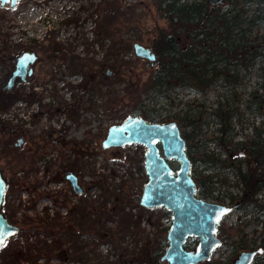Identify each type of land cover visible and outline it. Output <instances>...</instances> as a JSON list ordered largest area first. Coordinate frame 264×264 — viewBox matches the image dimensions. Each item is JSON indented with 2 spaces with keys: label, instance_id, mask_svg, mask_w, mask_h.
<instances>
[{
  "label": "rangeland",
  "instance_id": "1",
  "mask_svg": "<svg viewBox=\"0 0 264 264\" xmlns=\"http://www.w3.org/2000/svg\"><path fill=\"white\" fill-rule=\"evenodd\" d=\"M115 2L116 5L109 0H17L14 7L0 6V95L5 96L8 103L0 109V167L14 179L4 190V211L19 225V231L5 240L7 248L0 246V264H19L14 253L5 257L10 252L8 246L24 247L42 237L40 226L31 227L32 222L27 223L30 226L27 231H21L23 217L35 221L43 213L51 215L56 212L59 216L66 208L65 205L58 207L57 199L64 197L66 205L80 200V196L71 195L73 191L62 176L65 169L77 175L85 199L90 200L99 194L97 185L91 184L92 180H99L101 189L122 191L134 196L133 202L138 199L144 172L139 158H135L132 151L136 146L101 148L100 140L108 125L122 120L118 102L119 94L126 88L122 78L132 70L142 78L147 74L144 69L148 65L146 59H137L133 55L131 43L147 45L150 28L154 24L165 26V21L156 8V0ZM43 47L48 50L49 59L44 58ZM24 48L33 49L37 55L31 63L32 73L23 81L17 78L11 86L13 91L6 94L1 86L13 67L14 56ZM72 59H82L88 64L73 71ZM111 61L119 64L117 74L106 77L97 72L98 64ZM164 92L154 96L141 92L140 98L161 110H169L168 113L184 108L186 99H195L194 103L203 100L198 91L188 87H174L169 92L170 101ZM77 93L80 94L79 100L74 98ZM215 93L210 90L203 103L213 106ZM160 114L164 116L167 112L163 110ZM62 124L69 126L66 136L59 132ZM11 126L16 127L12 135L8 129ZM214 126L213 121L209 122L202 131L209 134ZM17 129L24 134L20 145H14L19 136ZM248 131L249 127L238 130L234 139ZM88 138L90 144L86 145ZM202 138L209 148L213 140H208V135ZM139 149L143 147L140 145ZM79 157L81 163H78ZM172 166L175 168L176 162ZM136 185L140 187L135 192ZM57 193L60 194L58 197ZM255 211L251 207L245 211L236 209L223 221L225 224L238 221L237 226L248 237L262 235L259 231L264 229V214L254 217L251 214ZM142 213L155 219L159 210L155 207ZM168 216L158 217L154 229L159 231L160 226L167 225ZM140 226L149 236V232L154 231L153 226L146 223ZM160 232L165 235V230ZM81 237L90 240L89 235ZM124 239L128 237L124 236ZM194 243V240L190 241L191 247ZM87 250L90 251L89 246ZM97 250L104 252L108 247L100 244ZM214 257L215 254H211L206 259ZM85 260L84 255H78L68 264H85ZM23 262L24 259L20 264ZM157 264L166 262L160 259Z\"/></svg>",
  "mask_w": 264,
  "mask_h": 264
},
{
  "label": "trees",
  "instance_id": "2",
  "mask_svg": "<svg viewBox=\"0 0 264 264\" xmlns=\"http://www.w3.org/2000/svg\"><path fill=\"white\" fill-rule=\"evenodd\" d=\"M112 2L116 5L115 0H109ZM263 3L264 0H223L218 4H210L208 0H156V8L165 26L154 24L147 35L146 44L154 52L155 62L150 66L146 60L145 78L133 70L125 74L122 80L126 88L118 100L122 119L138 112L148 120L161 121L164 119L160 114L161 108L142 101L141 92L154 96L165 91L168 101L171 99L169 92L176 86L198 91L203 100L210 90L217 92L213 106L206 105L203 100L194 103L195 99H186L184 108L167 113L165 117L176 120L180 127L186 154L194 162L190 172L196 183V192L202 197L211 196L214 178L217 177L219 185H223L228 175H232L238 189L235 195L230 191H226V195L229 199L237 198L235 209H256L252 214L254 217L264 212ZM42 52L46 55L44 58L49 59L48 50L43 47ZM76 60L70 62L73 71L81 68L82 64H88L82 59ZM125 65L123 67L128 68ZM100 66L110 70L108 74L104 72L107 77L117 74L119 64L111 61L98 64V69ZM2 92L8 94L10 91L2 89ZM1 95L0 109L7 105L5 96ZM79 95H74L75 100L80 99ZM212 121L215 126L206 134L202 127ZM245 127H249V131L242 135L243 139H234L237 131ZM206 135L208 140H213L209 148L202 138ZM133 153L137 158L139 151ZM222 153L226 154L225 157L220 156ZM233 153L242 156L236 155L237 161L233 162ZM77 160L78 163L82 161L81 157ZM139 160L142 161L141 156ZM199 164L201 167L197 168ZM13 181L9 177L8 186ZM91 184L97 185L99 194L90 200L82 196L84 192L78 194L80 200L67 210L64 219L59 218L56 212L51 215L43 213L35 221L23 217L21 231L38 225L42 237L24 247L8 246L10 252L5 257L14 253L19 264L22 259L25 261L23 264H68L78 255H84L85 264H157L165 245V235L160 231L166 230V225L160 226L159 231L153 225L158 217L168 214L167 210L156 207L159 213L153 219L152 215L142 213L153 207L133 202L134 196L105 187L101 189L99 180H92ZM139 187L135 186V192ZM5 214L14 221L9 213ZM29 222L33 224L29 226ZM141 223L153 226L150 236L143 233ZM219 225L224 240L220 250L226 248L229 241L235 242L231 251L252 245L256 240L258 246H264L262 235H253L246 240V232L237 225ZM85 234L89 235V241L81 237ZM100 244H105L108 250H97ZM6 245L4 242L1 248H7ZM255 262L264 264V255L260 254ZM197 264L222 263L217 259H204Z\"/></svg>",
  "mask_w": 264,
  "mask_h": 264
},
{
  "label": "water",
  "instance_id": "3",
  "mask_svg": "<svg viewBox=\"0 0 264 264\" xmlns=\"http://www.w3.org/2000/svg\"><path fill=\"white\" fill-rule=\"evenodd\" d=\"M17 0H0V6L14 7ZM222 0H208L218 4ZM137 57L144 58L153 65L155 54L148 45L132 44ZM37 55L31 48H24L14 56L13 67L3 88L10 89L14 80H24L32 73L31 63ZM108 74L110 70L105 69ZM18 137L15 145H19ZM137 143L143 149L142 168L144 181L137 202L144 207H162L167 210L168 224L165 230V247L160 259L166 264H195L207 258L218 244L216 226L221 217L228 213L232 205H226L197 195L195 182L190 173V159L186 154L185 140L175 120L154 121L139 115H128L117 123L107 126L100 140L101 148ZM176 162L175 168L172 164ZM76 193L82 190L77 177L72 172L66 174ZM6 178L0 167V239L2 243L19 231V226L11 222L2 210ZM188 237L196 239L192 248H187ZM261 248L242 250L233 264H250L253 255Z\"/></svg>",
  "mask_w": 264,
  "mask_h": 264
},
{
  "label": "flooded vegetation",
  "instance_id": "4",
  "mask_svg": "<svg viewBox=\"0 0 264 264\" xmlns=\"http://www.w3.org/2000/svg\"><path fill=\"white\" fill-rule=\"evenodd\" d=\"M262 14H263V18H264V3L262 4ZM144 59V58H143ZM11 71V70H10ZM98 71V73H101V74H103L104 72H105V68L103 69V68H101V66L99 67V69L97 70ZM10 73V72H9ZM17 79V78H16ZM15 79V80H16ZM19 79V78H18ZM14 80V81H15ZM25 80V79H24ZM21 81H23V80H21ZM13 84H14V82H13ZM12 84V85H13ZM1 88L2 89H4V90H8V91H13L11 88L10 89H5V88H3V85L1 86ZM189 88V87H188ZM152 102V101H151ZM8 104V103H7ZM7 106V105H6ZM172 106H174V105H172ZM163 110H165L167 113H168V111L169 110H167V109H162L161 111H163ZM170 112H173V110H171ZM132 115H138V113L137 114H132ZM166 115H164V116H162V117H165ZM146 119V118H145ZM156 119V118H155ZM174 120V119H171V118H169V117H167V118H164L163 120H161V121H164V120ZM154 121H156V120H154ZM176 121V120H175ZM177 122V121H176ZM178 124V123H177ZM16 127H8V129H9V132H10V134L12 135L15 131H16V129H15ZM68 128H69V126H65V124H62V127H61V130L59 131L61 134H63V136H66L65 135V131H67L68 130ZM18 131V134H19V136L18 137H22V140H21V142H20V144L22 143V141H23V138H24V134H23V132L20 130V129H17ZM237 135V134H236ZM235 135V136H236ZM234 136V137H235ZM18 137H16L15 138V141L17 140V138ZM238 140H240V139H243V137L241 136L240 138H237ZM54 140V139H53ZM15 141H14V143H15ZM19 144V145H20ZM85 144L86 145H88V144H90V139L88 138L87 139V142H85ZM15 145V144H14ZM126 145H128V144H126ZM126 145H123V147L125 146L126 147ZM129 145H135L136 146V148L134 149V150H132L133 152L134 151H136V150H138L139 151V155H140V152H141V157H142V153H143V149H139V148H137V145L138 146H140L139 144H137V143H131V144H129ZM209 146H212V144L211 145H209ZM126 149H127V147H126ZM71 154H72V148H71ZM137 156V158H139L140 156ZM225 153H222V155H220V156H222V157H225ZM236 155H239V156H242L241 154H238V153H233L232 155H231V158H232V160H233V162H235V161H237V157H236ZM70 158V156L68 157V159ZM139 162L142 164V161H140L139 160ZM192 166H194V162H191V160H190V170H191V167ZM73 167V166H72ZM201 167V165L199 164V168ZM242 167H244V165L242 164ZM69 168H71V167H69ZM202 171H204V172H208L209 171V169H202ZM67 172H72V173H74L72 170H70V169H65L64 171H62V176H63V178L69 183V180L67 179V177H66V174H67ZM191 173V172H190ZM220 173H222V172H220ZM3 174H4V176H5V178H6V185H5V190H7V186H8V179H9V177L3 172ZM75 174V173H74ZM76 175V174H75ZM191 176H192V178H193V175L191 174ZM76 177H77V175H76ZM193 180H194V178H193ZM77 182H78V178H77ZM194 182H195V180H194ZM219 180L217 179V177L216 178H214V181H213V189H212V191H211V193H212V195L211 196H206V197H202L200 194H198L197 192V195H199V196H201L202 198H205V199H208V200H210V201H214V202H218V203H222V204H226V205H232L233 207L231 208V210L228 212V213H230L231 211H233V210H236L235 209V205H236V203H237V198H232V199H229L228 198V196L226 195V191H230V193L232 194V195H235V192H236V190L238 189V187L234 184V180H233V178H232V175H228V178L225 180V182L227 183H225V184H223V185H219ZM69 185H70V183H69ZM195 185H196V183H195ZM227 185V186H226ZM70 187H71V185H70ZM82 187V186H81ZM196 187V186H195ZM71 190L73 191V193L71 194V195H74V196H77L78 194H80L81 192H83V189L81 190V192L80 193H76V192H74V190L72 189V187H71ZM59 191V190H58ZM195 191H196V189H195ZM5 194V193H4ZM58 195H60V194H58L57 193V197H58ZM4 200H5V196L3 195V201H2V210H3V212H4V214H5V211H4ZM66 199H64V197H63V199L62 198H60L59 200L57 199L56 200V202L59 204V205H57L58 207H61V206H63V205H65V208H66V210H65V213L64 214H62V215H60L59 214V218H65V216H66V213H67V210L68 209H70V208H73L74 206H75V203L76 202H72V201H70L67 205H66ZM237 210H242V209H237ZM248 212H251V210L250 211H248ZM6 213H8V212H6ZM228 213H226V214H224L222 217H221V219H220V221L218 222V224H217V226H216V236L218 237V239H219V241H218V244L214 247V249L211 251V253H210V255L211 254H215V257L213 258V259H217V260H219L222 264H233V260L235 259V257L238 255V253L240 252V251H242V250H250V249H256V248H258V247H260L261 248V251L260 252H256L254 255H253V257H252V260H251V262H250V264H253V263H255V261L258 259V256L260 255V254H263L264 255V246H258L257 244V240H256V242L255 243H253L252 245H248V246H245V247H238V248H236L234 251H231L230 249H234L235 247H234V245H235V242H233V241H229V242H227V247L226 248H224V249H222V250H220V248H221V246L223 245V242H224V240L222 239L223 238V234H222V232L220 231V225L219 224H223V225H225V226H232V225H234V226H236L237 225V223H238V221L236 222V223H234V224H232V223H230V224H225V222L223 221L224 220V218H225V216L228 214ZM262 214H264V212L262 213ZM6 215V214H5ZM245 215H246V213H245ZM249 215V214H248ZM252 215V214H251ZM259 215V214H258ZM11 216V215H10ZM6 217L8 218V216L6 215ZM249 217V216H248ZM10 220V219H9ZM11 221V220H10ZM12 222V221H11ZM13 223H15V221H13ZM15 224H17V223H15ZM18 225V224H17ZM19 226V225H18ZM244 232V231H243ZM219 233H221L222 235L220 236V234ZM262 234V236L264 237V230H263V232L261 233ZM252 237V236H251ZM251 237H248L247 235L245 236V239L246 240H249ZM257 237V236H256ZM191 240H194V242H196V239L195 238H193V237H188L187 238V240H186V242H185V246L187 247V248H192L191 247V244H190V241ZM227 252V253H226ZM209 255V256H210ZM208 256V257H209ZM206 259V258H205ZM204 260V259H203ZM203 260H201V261H203ZM212 260V259H211ZM201 261H198V262H201ZM198 262H196L195 264H197Z\"/></svg>",
  "mask_w": 264,
  "mask_h": 264
},
{
  "label": "built area",
  "instance_id": "5",
  "mask_svg": "<svg viewBox=\"0 0 264 264\" xmlns=\"http://www.w3.org/2000/svg\"><path fill=\"white\" fill-rule=\"evenodd\" d=\"M183 1L189 2V1H192V0H183ZM177 2H182V0H177Z\"/></svg>",
  "mask_w": 264,
  "mask_h": 264
},
{
  "label": "snow or ice",
  "instance_id": "6",
  "mask_svg": "<svg viewBox=\"0 0 264 264\" xmlns=\"http://www.w3.org/2000/svg\"><path fill=\"white\" fill-rule=\"evenodd\" d=\"M0 243H2V239H0Z\"/></svg>",
  "mask_w": 264,
  "mask_h": 264
}]
</instances>
